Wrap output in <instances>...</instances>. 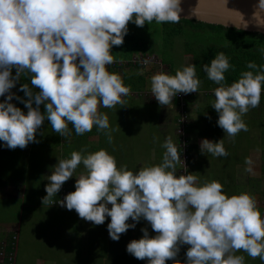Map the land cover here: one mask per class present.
I'll return each instance as SVG.
<instances>
[{"label":"clouds","instance_id":"clouds-1","mask_svg":"<svg viewBox=\"0 0 264 264\" xmlns=\"http://www.w3.org/2000/svg\"><path fill=\"white\" fill-rule=\"evenodd\" d=\"M256 9L255 16L264 13V0H258ZM181 12V0H0V97L8 94L0 102V141L13 150L38 143L37 131L48 120L62 137L71 136L69 124L77 135L96 126L111 143L117 129L99 109L125 105L122 97L131 93L122 77L108 68L115 62L113 46L123 45L130 22L137 27L153 21L179 23ZM233 67L223 51L203 65L208 79L219 85L211 106L219 114L217 125L230 138L248 131L242 117L259 107L264 92V65L249 61L246 67L251 70L228 85L225 73ZM22 75L31 81V87L23 84L20 89L28 97L22 101L27 114L11 103L15 95L11 89ZM200 83L195 64L175 75L156 73L151 77L152 96L168 106L180 93L198 92ZM162 147L166 149L162 163L135 173L127 165L118 167L104 149L87 155L73 151L70 158L59 159L47 176L42 204L56 197L82 164L85 172L77 178L75 191L58 203L94 225L110 217L107 228L114 241L146 220L156 235L143 228V237L127 245L136 259L182 264L176 257L181 245H189L184 264H245L239 252L264 261V215L255 197L247 192L229 196L218 181L201 185L195 175H177L181 161L177 146L168 137ZM200 151L229 155L224 139L205 138ZM245 164V171L253 173L251 157Z\"/></svg>","mask_w":264,"mask_h":264},{"label":"rangeland","instance_id":"rangeland-1","mask_svg":"<svg viewBox=\"0 0 264 264\" xmlns=\"http://www.w3.org/2000/svg\"><path fill=\"white\" fill-rule=\"evenodd\" d=\"M165 24H157L153 21L151 25L145 24L144 27H137L134 23L130 22L128 25V34L124 38L123 45L118 47L113 46L112 48L114 59L123 60L130 58L132 55L142 54L151 57L152 61L147 67L120 68L115 66L110 70L117 71V74L118 70H121L120 75H122V73L123 75L125 73L128 75L130 73H144L148 76H153L156 73L175 75L178 69L190 65L191 53L185 48V39L183 35H174V38L171 40V46H168L167 49H162L161 44H159L161 40H159L160 35L158 32H166L167 25ZM137 34H140L141 37L147 38L148 40H150V35H156V37H158V40L151 41L153 53H144V51L141 50L140 52L129 54L130 43L132 42L130 38L132 35ZM147 35H149V37H147ZM162 51L165 52L163 53ZM163 60H165V62ZM149 70H151L150 74H148ZM130 95L135 97L155 98L152 96L151 88L146 84L137 89H131ZM157 108V105H148L147 107L141 108L142 113H147V123L146 126L143 127L145 128V133L142 134L141 138L142 143L131 150L121 149L123 152L114 153L118 167L127 165L128 170L135 173L140 169L138 168V162L143 161L145 166H154L157 164L153 149H161L163 144V141H159L160 137L157 136L159 130L156 127L154 128ZM134 109V105L124 106L117 104V110L123 111L124 113L126 112V116L130 118H134ZM178 109L177 105H175V128L178 118ZM258 113L261 115L264 114V103L258 107ZM113 119L117 121L118 119H122V116L118 117L117 113L114 112ZM187 119L189 123V115ZM242 119L246 123L248 131H243L245 134L241 135L239 139L241 138L243 144H251L252 142L248 136L250 135L251 129L253 131L258 129V123L254 121L250 122V129L248 121L243 117ZM261 122L259 150L262 149L264 151V126ZM131 132L135 134L136 130L133 129ZM66 139L69 140H66L62 145L60 153L56 152V150H47L45 153L41 154L40 161L44 163L45 169H43V166L39 163L37 158L29 160V179H27L24 185H20L16 192L14 191L16 185L13 183H7L0 188V195L2 196H7L11 192L20 195L19 197L15 196L10 198V200L14 202L12 207L8 210H0V240L5 239L7 236L6 233H12L14 231L18 234L16 264H113L115 263V258L111 254V251L114 250L112 244L121 241L127 248V245L132 240H138L143 237L141 229L146 228L148 225L147 221L141 224L140 220L134 229L130 228L126 233L121 235L119 241H114L110 238L107 228L108 223H110V217L106 218L105 223L102 225H94L92 222L88 224L86 221L82 223V227H79L76 223L74 210L69 211L66 207H61L60 204H42V198L47 195L45 191V187L49 182L48 180L46 181L47 172L52 170L57 164L58 156H66L68 159L73 151L82 152L83 155H87L93 153L95 150H100V148H95L93 144L89 142L83 145L79 140L70 139L69 137H66ZM45 155L48 156L47 159H43ZM249 155L250 154L245 151L240 154L242 158L250 157ZM227 161L233 163L235 158L232 157L231 160ZM3 164L6 166L9 163L8 161H4ZM80 166L81 167H78L76 170L85 171L83 165L81 164ZM43 170H45V173L42 177L40 173ZM214 176H221L224 180L225 172H215ZM75 184L76 181L74 180H68L64 183L63 186L68 188L67 194L75 191ZM230 186L233 187L234 183H231ZM261 198L264 201V191L259 199ZM128 223L131 224L134 223V221L129 219ZM148 230L150 236L156 235L151 229V225ZM75 239L81 242L82 247H84L80 255L77 253L79 244ZM188 247L189 245H181L180 252L176 257L182 264L186 262L185 254ZM241 255L245 257V264H260L262 262L259 258L252 259L246 253ZM145 261L148 264V261ZM166 264H175V261L168 260Z\"/></svg>","mask_w":264,"mask_h":264},{"label":"crops","instance_id":"crops-1","mask_svg":"<svg viewBox=\"0 0 264 264\" xmlns=\"http://www.w3.org/2000/svg\"><path fill=\"white\" fill-rule=\"evenodd\" d=\"M110 72L117 73V71L115 72L112 70H110ZM120 73L121 70H118L119 75ZM197 94L198 96L195 99H191L188 103V113L190 116V121L188 124L186 135L189 142L190 160L187 174L195 175L197 177L198 184L201 185L213 180L220 182L224 186V192L229 196L247 192L255 197L256 200H258L259 197L262 196L264 191V151L262 149L259 150L260 122L262 121L261 123H263L264 126V114H259L258 107H256L250 109L249 112L243 116V118L248 121L250 129V122H257L259 126L256 131H253L252 129L250 130V135L248 136V138L252 143L243 144L241 138L239 139L241 135L245 134L243 131L239 132L234 138H230L226 136L224 130L217 125L219 114L211 106V104L215 100V95L213 94L211 96H206L201 92ZM122 98L126 101V104L124 106H135L134 118L126 116V112L124 113L123 111L117 110V105L114 108L100 107L99 109L101 113H104L108 116L110 127L113 129H117L112 133L111 143L108 142L105 133L99 131L96 126H94L90 132H87L83 135H77L72 125L69 124L71 136L68 137L70 139L73 138L74 140L81 141L83 145L89 142L93 144L95 148H100V150L104 149L110 155H113L115 157V154H117L118 152H123L121 149L131 150L132 148L137 147L142 143L141 138L142 134L145 133V128L143 127L146 126L147 123V113H142L141 108L147 107L148 105H157L158 108L155 113L154 128L156 127L159 130L157 134V136L160 137L159 141H163L164 143L166 138L171 137L173 143L178 148V139L174 123L176 115V104L174 101H172V104H169L168 106H161L155 98L135 97L131 95ZM12 101H15V98H13ZM40 110L42 113L46 111L44 104H41ZM114 112L117 113L118 117L122 116V119H118L117 121H115L113 119ZM209 117L211 119H209ZM133 129L136 130L135 134L131 132L133 131ZM205 138L215 142H219L221 139H224V147L229 155L227 157H215L211 154H201L200 144L201 141ZM36 140L39 141L38 144H40V149L42 150V152L40 151V154L36 158H38L39 163L43 166V169H45L46 167L44 163L40 161L41 154L45 153L47 150H56V152L60 153L62 145L66 140L69 139H66V137H62L58 133H55L50 126V122L48 120H45L42 127L37 131ZM96 151L98 150H95L94 152ZM165 151L166 149H164L163 147H161V149H153L156 157L155 160L157 161L156 165L162 163L163 154ZM243 151L250 154L249 156L253 161V173L245 171V168L247 167V165L245 164V158H242L240 156ZM232 157L235 158V161L233 163L227 161L231 160ZM47 158L48 156H43V159ZM59 159H67V157L58 156V162ZM137 164L138 168L145 167V163L143 161L138 162ZM53 170L54 169L49 170L47 172V176L51 175ZM176 171L178 175L179 164L176 167ZM84 172L85 171L83 170H76L73 174L74 176L69 180L76 181L79 175ZM215 172H225L224 180L221 178V176H214ZM44 173L45 170L42 171V175ZM229 183H234V186H230ZM59 193L60 192H58L57 196H59ZM257 203V206L260 208L262 215H264L263 199H259ZM109 207H111V205H109ZM75 219L77 226L79 227H82V223L86 222V220H83L78 216L76 211ZM145 222L146 220L141 219V224ZM87 223L89 224L90 222L87 221ZM149 227L150 224L148 223L146 228ZM75 241H77V239H75ZM77 243L79 244L77 253H79L80 255V252L84 247H82L81 242L77 241ZM241 254H243V252L237 253V255Z\"/></svg>","mask_w":264,"mask_h":264},{"label":"trees","instance_id":"trees-1","mask_svg":"<svg viewBox=\"0 0 264 264\" xmlns=\"http://www.w3.org/2000/svg\"><path fill=\"white\" fill-rule=\"evenodd\" d=\"M165 25H167L166 32H158L160 35L159 40H161L159 44H161L162 49H167L168 46H171V40L174 38V35H183L185 39V48L191 53L190 64L196 65L197 78L201 81L199 91L187 94L184 99V109L188 115V103L191 99H195L198 96L197 93L201 92L206 96H211L213 95L211 89L219 86L215 84V82L209 80L207 74L203 71V65L210 64L211 60L215 58V55L218 52L223 51L228 57L229 63L234 66L225 73L226 84H231L235 80H238L241 72L251 70L246 67L249 61H254L257 65H264L263 32L248 31L222 24L188 20H180L179 23H166ZM147 37H149V35H147ZM130 40L132 42L130 43L129 54L140 52L141 50H143L144 53H153L151 41L158 40V37H156V35H150V40H148L147 38L145 39L144 37H141L140 34H137L132 35ZM162 52L164 53L165 51ZM130 58L114 60L120 62V64L116 65L120 68H141L138 65L130 64ZM163 61L165 62V60ZM150 73L151 70L148 71V74ZM12 74L13 76L16 75L15 69H13ZM121 77L125 86H130L131 89H137L138 87L145 86V84L151 88L152 75L148 76L144 73H130L128 75L125 73L124 75H121ZM23 84H29L31 87L29 75H22L16 83V86L11 89V92L15 94V101H11V103L27 114L28 109L22 101L26 100L28 97H26L25 92L20 90ZM33 91L38 92L39 90L33 89ZM7 95L8 94H5L4 97H0V102H3ZM263 96L264 92H262L261 104L264 103ZM17 97L20 99H17ZM33 106L35 107V105ZM40 151L42 152L40 144L36 142L29 143L24 149L16 148L13 150L7 148L4 142L0 141V188L7 183H13L16 185V188L14 189L16 192L20 185H24L27 179H29V160L36 158L40 154ZM4 161H8L9 164L5 166L3 164ZM40 175L42 176V172ZM15 192H11L7 196L0 195V210H8L13 206L14 202L11 201L10 198L20 196L16 195ZM12 233H6L7 236L5 239L9 241ZM112 246L114 250L111 251V254L115 258V263L113 264H147L145 260H138L129 254L127 248L121 243V241H119V243L115 242ZM260 264H264V261Z\"/></svg>","mask_w":264,"mask_h":264},{"label":"water","instance_id":"water-1","mask_svg":"<svg viewBox=\"0 0 264 264\" xmlns=\"http://www.w3.org/2000/svg\"><path fill=\"white\" fill-rule=\"evenodd\" d=\"M258 0H181V19L222 24L264 33V13L255 16Z\"/></svg>","mask_w":264,"mask_h":264},{"label":"built area","instance_id":"built-area-1","mask_svg":"<svg viewBox=\"0 0 264 264\" xmlns=\"http://www.w3.org/2000/svg\"><path fill=\"white\" fill-rule=\"evenodd\" d=\"M147 62V63H145ZM151 62V57L148 55H133L130 58V64L132 65H141L146 66ZM120 64L119 61H115L113 64L109 65L110 67H115L116 65ZM230 85V84H228ZM218 86L211 89V93L214 94V90ZM187 94L180 93L173 98L175 100V104L177 105L178 109V118L176 124V135L178 139V152L181 157V161L179 163V171L178 175L188 173V166L190 160L189 154V142L186 135V130L188 128V114L186 113L184 106H185V97ZM68 193V188L62 186L59 196L52 198L49 204H59V200H63L64 197ZM57 201V202H56ZM56 202V203H55ZM2 240V239H1ZM0 240V264H16V253H17V246H18V234L13 231L11 235V239L8 241L7 239Z\"/></svg>","mask_w":264,"mask_h":264},{"label":"bare ground","instance_id":"bare-ground-1","mask_svg":"<svg viewBox=\"0 0 264 264\" xmlns=\"http://www.w3.org/2000/svg\"><path fill=\"white\" fill-rule=\"evenodd\" d=\"M188 98V97H187Z\"/></svg>","mask_w":264,"mask_h":264}]
</instances>
